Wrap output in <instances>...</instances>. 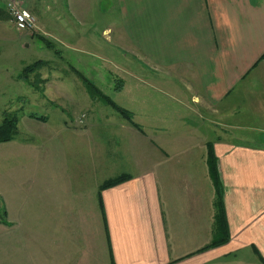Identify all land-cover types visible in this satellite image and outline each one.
Wrapping results in <instances>:
<instances>
[{
  "label": "crops",
  "instance_id": "0c3cea01",
  "mask_svg": "<svg viewBox=\"0 0 264 264\" xmlns=\"http://www.w3.org/2000/svg\"><path fill=\"white\" fill-rule=\"evenodd\" d=\"M24 1L43 35L96 62L78 60L88 77L69 86L82 90L69 97L85 108L84 122L75 121L78 108L60 125L24 110L61 105L51 81L78 68L43 66L18 78L17 104L6 105L19 114L18 135L25 124L32 143L65 140L68 161L34 158L40 147L19 139L0 143L2 264H26L27 244L11 243L8 233L31 208L28 245L38 258L30 264H47L45 256L48 264H264V0H53L49 13L39 10L43 0ZM103 71L123 94L114 102L137 126L92 92L89 83L102 87ZM85 136L97 139L94 165L89 148L69 145ZM209 144L229 237L203 250L217 234ZM24 153L34 161L24 162ZM19 172L32 178L20 181ZM126 174L129 180L100 190ZM13 247L21 250L17 259Z\"/></svg>",
  "mask_w": 264,
  "mask_h": 264
},
{
  "label": "rangeland",
  "instance_id": "374dc122",
  "mask_svg": "<svg viewBox=\"0 0 264 264\" xmlns=\"http://www.w3.org/2000/svg\"><path fill=\"white\" fill-rule=\"evenodd\" d=\"M12 0H0V9L3 11H7L8 6L6 7V4ZM14 2H17L22 8H25V1L24 0H13ZM53 3V0H43V4L40 5L39 10L45 13H49L52 9L51 4ZM5 5V7H4ZM27 9V8H26ZM0 10V11H1ZM58 10V9H57ZM8 15V14H7ZM34 16V15H33ZM35 17V16H34ZM73 17V16H72ZM113 17V16H110ZM110 17L108 16L106 18V21L109 22ZM36 19V18H35ZM113 20V18H112ZM113 26L111 24L110 28ZM114 28V26L112 27ZM49 35L47 33H44V35L41 33V29H39L37 25V21L35 22V28L31 31H21L17 29V26L15 23H13L12 18L10 16H7L5 19H0V125H2V122L4 118L10 113L13 115L12 110L14 107L8 108V106H15L17 104L16 97L19 94L18 90V78L20 77L21 74H27V69L32 67V65H36L38 61L44 60L47 61L46 64L41 66V69L43 66L46 68H49L51 66H58V68L66 66V67H76L80 71L71 73L68 72L66 74L60 75L59 76L63 77V79H59L58 81H54V79L51 81L54 83L52 86L54 89H57L62 98H57L58 103L61 105L54 106V107H46L47 112L43 111L42 109L30 107L28 104L25 107V112H34L40 116H49L51 117L54 121H56V125L64 124L65 121H69L70 123V117L69 115L71 114L70 111L73 110L75 111L76 108H78V112H74V118L75 121H82L84 122L86 120L84 114V107L80 109V105L78 106L74 101L70 100V96H72L74 99L80 98L81 97V88L75 87V89H71L69 86L73 81H77V83L84 81L85 76L88 77V72L85 73L86 71L80 67V63H78V60L84 59L86 55H83L82 52L80 55V52L78 53V50L72 51L71 47L69 49L67 48V45H64L63 42H58V41H53V39H49ZM48 37V38H47ZM48 41H47V40ZM60 40V39H58ZM50 44L52 46L56 47V49L60 50L59 56L61 57H56L54 55V51L51 49ZM72 44V43H69ZM78 46L85 47V44L83 43H78ZM55 56V57H54ZM87 60H93V62H96V58L91 57V56H86ZM52 60V62L50 61ZM85 64V62H84ZM86 65V64H85ZM89 67H93L92 63H89ZM39 68V67H37ZM36 68V69H37ZM34 69V71L36 70ZM61 73V72H59ZM32 76V82H35L34 80V74H30ZM57 75V77H59ZM56 76V75H55ZM54 76V77H55ZM29 77V76H28ZM98 78V77H97ZM101 82L102 87H96L94 89L95 92L97 93H102L103 95H106L108 98H110L112 101H116L119 98H123V94L119 95L116 93L117 91L114 90L116 88V84L114 81H112V76L109 74V72H102V78L98 79ZM85 82V81H84ZM112 83V87H110V84ZM92 90V92L94 93ZM56 92V93H58ZM85 94L86 91H83ZM96 96H98L96 94ZM118 96V97H117ZM86 97V96H85ZM100 97V96H99ZM117 98V99H116ZM67 110V112L65 111ZM2 113L4 114V118L1 121V117L3 116ZM83 116V117H82ZM19 124V122H18ZM17 124V128H18ZM24 126V128H23ZM19 129V128H18ZM17 129V130H18ZM20 135L23 137V139H27L25 142L20 141V136L18 133L15 136V140L19 139L18 143H21L23 145H27L30 150L36 147H40L38 149H35L36 151L34 152V158L36 156L40 155V158L42 160L50 161V162H58V163H65L67 162V155H66V144L65 140H61L60 138H53V139H45V138H36L35 142L32 143L33 139V134L26 128L25 124L20 126ZM222 133L221 130H218V133ZM96 142L97 139H95V136L92 137H87L85 136L84 138H72L69 139V145L72 144L73 147H76L77 145H83L84 148L87 147L89 148L88 150V161L91 163V165H94L95 163V158L98 156L97 155V150L94 149L96 147ZM100 142V141H99ZM68 145V146H69ZM43 149L42 152L41 149ZM39 150V151H38ZM1 151V150H0ZM77 158V157H75ZM84 158L86 160V155H84ZM21 159L24 162H33L34 159H30V153H24L21 157ZM26 173H21L19 172V179L20 181L29 178H32L31 176L25 175ZM91 175L89 176L90 178V188L92 189L91 184H96L98 182V171L92 170L91 169ZM102 178V177H101ZM2 179H3V171H0V183L2 184ZM92 191L90 193V200L91 198ZM5 203L3 199L0 197V222L4 220L5 218ZM33 208L30 209V212L24 216V214L20 217L21 220H23V226L18 229V230H12L11 232L8 233V236L11 238V243L20 241L21 243L27 244L26 246H21L23 252V258L26 264H30L31 262L34 261V259L38 258V255L35 252V248L29 246V243H32L34 241V234L32 229H34V225L31 223L33 221ZM2 227H0V264H2V259H3V250H2ZM9 253L11 256H19L21 253V250L16 249V247H13L9 250ZM17 259V257H16ZM46 263L48 264V256L44 257Z\"/></svg>",
  "mask_w": 264,
  "mask_h": 264
},
{
  "label": "trees",
  "instance_id": "16d2710c",
  "mask_svg": "<svg viewBox=\"0 0 264 264\" xmlns=\"http://www.w3.org/2000/svg\"><path fill=\"white\" fill-rule=\"evenodd\" d=\"M1 10V9H0ZM8 11V9H7ZM8 14V15H7ZM7 16H11L9 15V13H7L6 11L1 10L0 11V19H5ZM45 63L43 61H38V63L36 65H32L31 68H29V70L27 69V73H32L34 72V69H36L37 67L41 68L42 65H44ZM37 68V69H39ZM36 69V70H37ZM35 70V71H36ZM25 74H21L20 75V79L25 77ZM89 85L91 86V90L94 91V89H96V87L90 82ZM94 93H96L98 95L99 98H102L104 101H106L107 104H109L110 106H112L113 108H115L118 112H120L132 125L137 126L135 124V122H133L132 120V115L129 111L123 109L122 107H120L119 105H117L114 101H112L110 98H108L106 95H103L101 92L97 93L94 91ZM19 114L18 113H13L12 114H8L3 122L2 125H0V143H5V142H9L14 140L16 134L18 133V128H17V124L19 122ZM31 117L35 118V119H40V117H37L35 115H31ZM83 117V116H82ZM44 120V118H42ZM215 152L213 150V145L209 144L208 145V164H209V169H210V173L213 179V184L216 187V191H217V201H216V207H217V217H216V237L215 240L208 245L207 247H205L203 250L214 247L216 245H219L221 243H223V241L225 242L228 237H229V232H228V224L227 223V219H226V213H225V208L223 205V199H222V183H221V178L219 175V171H218V166H217V157H215ZM131 178L130 175H121L119 177H116L114 179H111L110 181L105 182L103 185H101L100 190H105L107 188L119 185L127 180H129ZM99 201H100V205L103 208V204H102V200L101 197L99 196Z\"/></svg>",
  "mask_w": 264,
  "mask_h": 264
},
{
  "label": "built area",
  "instance_id": "2783aa9c",
  "mask_svg": "<svg viewBox=\"0 0 264 264\" xmlns=\"http://www.w3.org/2000/svg\"><path fill=\"white\" fill-rule=\"evenodd\" d=\"M8 13L11 15L10 17L17 26V29L31 31L35 28V17L29 10L22 8L17 2L12 0L8 3Z\"/></svg>",
  "mask_w": 264,
  "mask_h": 264
}]
</instances>
